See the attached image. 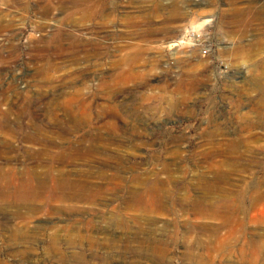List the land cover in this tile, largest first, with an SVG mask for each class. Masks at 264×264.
<instances>
[{
    "label": "rangeland",
    "instance_id": "rangeland-1",
    "mask_svg": "<svg viewBox=\"0 0 264 264\" xmlns=\"http://www.w3.org/2000/svg\"><path fill=\"white\" fill-rule=\"evenodd\" d=\"M190 26L206 54L176 44ZM72 114L92 121L70 131ZM36 131L63 148L104 135L101 154L34 158ZM0 152V264H264V0H0ZM27 172L44 188L24 221ZM55 173L100 191L68 198Z\"/></svg>",
    "mask_w": 264,
    "mask_h": 264
},
{
    "label": "bare ground",
    "instance_id": "bare-ground-1",
    "mask_svg": "<svg viewBox=\"0 0 264 264\" xmlns=\"http://www.w3.org/2000/svg\"><path fill=\"white\" fill-rule=\"evenodd\" d=\"M49 19V18H48ZM50 20V19H49ZM49 26V25H48ZM76 28V27H75ZM83 28V27H82ZM66 37V36H65ZM64 43V42H63ZM176 45V44H175ZM89 65V64H88ZM79 77V76H78ZM86 78V77H85ZM84 78V79H85ZM82 82H83V80H81ZM76 82V81H75ZM74 82V83H75ZM67 84V83H66ZM79 84V83H78ZM80 84H81V82H80ZM102 83H100V85H101ZM64 85H65V83H64ZM63 85V86H64ZM68 85V84H67ZM99 85V84H98ZM99 85V87L100 88H98V89H100L101 91H104L103 89H101V87L103 86H100ZM81 86V85H80ZM108 86V85H107ZM51 87H53V86H51ZM103 87H105L106 88V90H108L107 89V87L106 86H103ZM109 87V86H108ZM77 88V87H76ZM75 88V89H76ZM91 88L89 87V90H90ZM62 90V89H61ZM70 90V89H69ZM83 90V89H82ZM68 91V90H67ZM71 91V90H70ZM79 91V90H78ZM85 91V90H84ZM88 91V90H87ZM50 92H52V91H50ZM55 92H56V88H55ZM81 92V91H80ZM89 94V93H88ZM39 95V94H38ZM74 95L76 96V95H78L77 94V92L76 93H74ZM81 95V94H80ZM84 94H82V96H83ZM44 96H46L45 94H44ZM58 96V95H57ZM69 96H70V93H69ZM73 95H71V98H70V103L71 104H78V107L80 108V109H82V110H85V111H87L88 109H87V105H86V103H85V100H82V99H79L78 97H72ZM19 97V96H18ZM48 97V96H47ZM54 97V96H53ZM40 98V97H39ZM46 99V98H45ZM68 101V102H69ZM65 103H67V101L65 102ZM67 104H69V103H67ZM70 104V105H71ZM103 104V103H102ZM65 105V104H64ZM94 105V104H93ZM99 105H101V104H99ZM68 107H69V105H67ZM104 106V105H103ZM71 107V106H70ZM69 107V108H70ZM75 107V106H74ZM108 107V106H107ZM106 107V108H107ZM9 109V108H8ZM13 109V108H12ZM47 109H48V107H47ZM10 110V109H9ZM64 110V109H63ZM71 110V109H70ZM6 111H8V110H6ZM47 111V110H46ZM49 111H50V109H49ZM48 111V112H49ZM68 111V110H67ZM67 111H65L64 113H67ZM9 112V111H8ZM71 112H73V111H71ZM89 112V111H88ZM50 113V112H49ZM104 114V113H103ZM67 115V114H66ZM70 115H71V113H70ZM73 116H69V120H67L66 119V121L70 124H68V126H70L69 128H70V131H77V128L80 126V125H82V124H84V122H85V124L87 123H89V121H92V120H90V119H87V118H77L76 117V114L74 115V114H72ZM80 115H82V114H80ZM85 115V114H84ZM83 115V116H84ZM89 115V114H88ZM105 115V114H104ZM48 116V115H47ZM50 116H52V115H50ZM56 116V115H55ZM55 116H53V118H52V120L53 121H51V122H53V123H55V124H57V117H55ZM58 116V115H57ZM106 116V115H105ZM60 117V116H59ZM66 117V116H65ZM115 118V117H114ZM50 120H51V118H50ZM59 120V119H58ZM61 120H62V122L64 121L63 119H62V117H61ZM60 120V121H61ZM101 120V119H100ZM66 121H65V126H66ZM3 122H5V121H3ZM113 122V121H112ZM12 123V122H11ZM64 123V122H63ZM102 123V122H101ZM45 124V123H44ZM110 124H111V122H110ZM9 125H10V123H9ZM57 125H59V124H57ZM64 125V124H63ZM89 125V124H88ZM113 125V124H112ZM102 126V125H101ZM101 126H99V127H101ZM106 126V125H105ZM7 127V126H6ZM58 127V126H57ZM95 127V126H94ZM115 127V126H114ZM113 127V128H114ZM46 128H47V126H46ZM51 128H53V127H51ZM93 128V127H92ZM106 128H108V127H106ZM106 128H105V130H106ZM4 129H5V127H4ZM7 129H8V127H7ZM50 129V128H49ZM60 129V128H59ZM58 129V130H59ZM80 129V128H79ZM94 129V128H93ZM115 129V128H114ZM33 130H35V129H33ZM51 130V129H50ZM57 130V129H56ZM57 130V131H58ZM61 130V129H60ZM59 130V131H60ZM103 131V128L102 129H100V131ZM43 131V130H42ZM53 131V130H52ZM101 131V132H102ZM11 132V131H10ZM3 133V132H2ZM2 133H1V136H2ZM9 133V132H8ZM46 133H48V132H46ZM53 132H51V134H52ZM55 133V132H54ZM57 133V132H56ZM62 133H63V131H62ZM3 134H5L6 135V137H8L9 135L8 134H6V133H3ZM11 134V133H10ZM14 134V133H13ZM50 134V133H49ZM48 134V135H49ZM50 134V135H51ZM105 134V133H104ZM52 135H54V134H52ZM57 135V134H56ZM4 136V135H3ZM67 136H68V134H67ZM74 136V135H73ZM104 136V135H103ZM103 136L101 135V134H98V135H96L95 137H92V136H86V135H84L81 139H79L78 141H76L77 142V146L76 147H74V144H73V141H67V140H65V143H67L68 144V146H66L65 148H63V144L61 145V146H58L57 145V141H56V139L53 137V138H49V137H46V135L44 136L41 132H39V131H36V132H34L32 135H28L27 136V141H29V142H31L32 144H38V145H40L41 146V148L39 149V151H34L35 153H34V158L36 157H41V156H46L47 157V159H49V161H51V162H56L57 163V160L58 161H60V162H66V161H69V162H73V163H78V162H80V163H85V164H87V165H90V163L95 159V158H97L100 154H101V152L99 151V150H97L96 149V147H93V145L94 144H90V143H88L89 141H99V143L101 142V141H103ZM57 137V136H56ZM14 138V137H13ZM25 138V137H24ZM58 138H60V136L58 137ZM57 138V139H58ZM10 139V138H9ZM64 139V138H63ZM62 139V140H63ZM7 140V139H6ZM5 140V141H6ZM12 140V139H11ZM62 140H60V141H62ZM25 141V140H24ZM59 141V140H58ZM14 142V141H13ZM64 142V141H63ZM5 144V143H4ZM3 144V145H4ZM59 144V143H58ZM27 145V144H26ZM5 146H6V148L8 149V150H10V151H12V145L11 144H9V145H6L5 144ZM33 147V146H32ZM57 149H59V151L57 150ZM5 150V149H4ZM16 150V149H15ZM2 151V150H1ZM57 151H58V155H57ZM1 153V152H0ZM2 153H5V151L3 152L2 151ZM103 155V154H102ZM14 158V157H13ZM20 158H21V156H20ZM43 158V157H42ZM19 159V158H18ZM43 160V159H42ZM41 160V161H42ZM22 161V160H21ZM37 161V160H36ZM96 161V160H95ZM38 162H39V159H38ZM97 163H98V161H96ZM40 163V162H39ZM93 163V162H92ZM95 164V163H94ZM107 165V164H106ZM73 166H75L74 164H73ZM83 166H85V165H83ZM105 166V165H104ZM103 166V167H104ZM98 167V166H97ZM92 168H94V166H92ZM92 170V169H91ZM100 170V169H99ZM52 172H54V170L52 169V168H50V170H49V174H51ZM81 172V171H80ZM83 172V171H82ZM87 172V171H86ZM91 172V171H90ZM104 172V171H103ZM109 172V171H108ZM112 172V171H111ZM155 172H157V171H155ZM57 173V172H56ZM53 174L52 175V178H53V181H54V184H55V189L57 190V186H58V188L59 189H69V190H71L70 192H68V198H78V199H80V198H93L94 196H97L98 194V192L100 191V189L99 188H94V187H91V185H89V184H87L86 182H85V184H82V183H80V181H77V182H71L70 180H67L66 178H64V175H61L62 177H60V178H58L57 179V174ZM93 173V172H92ZM107 173V172H106ZM151 173V172H150ZM27 174H28V172L25 174V176H27ZM83 174H86V173H83ZM91 174V173H90ZM97 174V173H96ZM124 174V173H123ZM11 175H12V177H14L15 175H14V173H11ZM77 175V174H76ZM106 175V174H105ZM145 175V174H144ZM73 176V175H72ZM75 176V175H74ZM93 176V175H92ZM109 176V175H108ZM141 176V175H140ZM163 176H165V175H163ZM173 176V175H172ZM77 177V176H76ZM78 177H80V176H78ZM86 177V176H85ZM97 177H100V178H102L103 179V174L102 173H99L98 174V176ZM148 177H149V175H148ZM174 177V176H173ZM173 177H172V180H173ZM87 178V177H86ZM90 178H91V176H90ZM93 178V177H92ZM100 178H97V179H100ZM108 178V177H107ZM97 179H95V181L97 180ZM121 179V178H120ZM147 179V178H146ZM145 179V180H146ZM23 180V179H22ZM21 180V181H22ZM82 180V179H81ZM93 180V179H92ZM142 180V179H141ZM140 180V181H141ZM171 180V181H172ZM21 181H20V183H18V187H17V189L14 191V198H15V200H18V199H20V200H22V201H24L26 204L25 205H27V206H25V207H27L28 208V211H27V214L24 216L25 218H23L24 219V221H25V219H29V217L30 216H33L34 214H35V212H34V210H37V208H33L32 207V205L30 204V203H32L33 204V202H35L36 200H37V198L39 197V195H40V191L44 188V182H43V180L42 179H40V177H38V176H36L35 174H32V173H30L28 176H27V178L21 183ZM87 181V180H86ZM99 181H101V180H99ZM114 181V180H113ZM122 181V180H121ZM87 182H89V181H87ZM92 182V181H91ZM166 182V181H165ZM173 182V181H172ZM197 182H200V184H201V181H197ZM203 183H204V180L202 181ZM96 183V182H95ZM106 183V182H105ZM219 183V182H218ZM115 184H117V180H116V183ZM221 184V183H220ZM105 185V184H104ZM118 185H120V184H118ZM122 185H123V183H122ZM135 187H136V185H137V183H136V185L135 184H133ZM199 185V184H198ZM111 186V185H110ZM121 186V185H120ZM119 186V187H120ZM117 187V186H116ZM124 187V186H123ZM149 192H152V193H156V194H160L161 193V191H162V187L158 184V183H155V184H151V185H149ZM166 187V186H165ZM167 187H171V186H167ZM223 187V186H222ZM105 188V187H104ZM126 188V187H125ZM137 188H140V187H137ZM103 189V188H102ZM129 189V188H128ZM134 189V188H133ZM168 189V188H167ZM131 190V189H130ZM148 190V189H147ZM220 190V189H219ZM118 191V190H117ZM222 191V190H221ZM115 192V191H114ZM167 192V191H166ZM184 193V192H183ZM218 193V192H217ZM113 194V193H112ZM121 194V193H120ZM145 194H147V193H145ZM208 194V193H207ZM127 195V194H126ZM209 195V194H208ZM217 195V194H216ZM220 196H221V194H219ZM187 196V195H186ZM190 196V195H189ZM212 196V195H211ZM218 196V195H217ZM216 196V197H217ZM143 197H144V193H142V191H138V190H131L130 191V196H129V198H127V201H125V203L126 204H128V205H130V204H132V203H139V202H141L142 200H143ZM159 199V198H158ZM180 199H182V197L180 198ZM186 199V198H185ZM71 200V199H70ZM154 200H156V199H154ZM162 200H164V199H162ZM167 201H168V199H166ZM165 200V201H166ZM204 201V200H203ZM90 202V201H89ZM159 202H162V201H159ZM198 203V202H197ZM169 204V203H168ZM167 204V205H168ZM196 204V203H195ZM204 204V203H203ZM206 204V203H205ZM162 205H164L163 203H162ZM131 206V205H130ZM210 206V205H209ZM125 207V206H124ZM128 207V206H127ZM169 207V206H168ZM162 208H166V207H162ZM161 208V209H162ZM260 209V208H259ZM126 210V209H125ZM151 210V209H150ZM161 211H163V210H161ZM195 212H198V211H195ZM234 212V211H233ZM148 213V212H147ZM20 214V213H19ZM203 214V213H202ZM108 216V215H107ZM111 216H112V214H111ZM20 217H23V215L22 214H20ZM228 217H230V216H228ZM108 219V218H107ZM221 219H223V217H221ZM80 220V219H79ZM120 220V219H119ZM150 220V219H149ZM74 221V220H73ZM78 221V220H77ZM132 221V220H131ZM223 221V220H222ZM75 222V221H74ZM80 222H82V221H80ZM105 222V221H104ZM107 222V221H106ZM105 222V223H106ZM129 222V221H128ZM145 222V221H144ZM73 223V222H72ZM79 223V222H78ZM77 223V224H78ZM86 223H88V222H86ZM107 224V223H106ZM109 224H110V222H109ZM240 224V223H239ZM243 224V223H242ZM79 225V224H78ZM77 225V226H78ZM88 225V224H87ZM75 226V225H74ZM94 226V225H93ZM69 227V226H68ZM234 227V226H233ZM40 228V227H39ZM74 228V227H73ZM73 228H71V229H73ZM77 228V227H76ZM90 228V227H89ZM85 229H87V227L85 228ZM93 229V228H92ZM116 229H118V228H116ZM146 229V228H145ZM145 229H144V231H145ZM75 230V229H74ZM148 230V229H147ZM146 232V231H145ZM122 233V232H121ZM156 233V232H155ZM77 234V233H76ZM80 234V233H79ZM153 234V233H152ZM70 235H71V233H70ZM123 235V234H122ZM93 236V235H92ZM125 236V235H124ZM142 236V235H141ZM147 236V235H146ZM80 237V236H79ZM88 237V236H87ZM90 237V236H89ZM74 238V237H73ZM104 238V237H103ZM109 238V237H108ZM83 239H85V238H83ZM115 239V238H114ZM130 239V238H129ZM134 239V238H133ZM97 240V239H96ZM105 240V239H104ZM132 240V239H131ZM130 240V241H131ZM151 240V239H150ZM150 240H148V241H145L144 242V240L141 242L142 243V245H139V249H138V251L139 252H141L142 254H143V256H145V258L147 257H150V255H152V258H157V259H162V260H165V259H167L166 258V256H165V252H164V250H163V248L160 246V245H157L155 242H151ZM219 240V239H218ZM90 241V240H89ZM128 241V240H127ZM133 241V240H132ZM79 242V241H78ZM100 242V241H99ZM129 242V241H128ZM225 242V241H224ZM82 243V242H81ZM73 244V243H72ZM90 244V243H89ZM95 244H97V243H95ZM99 244V243H98ZM126 244V243H125ZM223 244V243H222ZM107 245V244H106ZM127 245V244H126ZM113 246V245H112ZM133 246V245H132ZM110 247V246H109ZM135 247V246H134ZM98 248V247H97ZM129 249V248H128ZM112 251V250H111ZM147 251L149 252V253H147ZM83 252V251H82ZM126 254V253H125ZM108 255H109V253H108ZM114 255H116V254H114ZM117 256V255H116ZM138 256V255H137ZM143 256H140V257H143ZM106 257H108V256H106ZM107 259V258H106ZM109 259V258H108ZM148 260V259H147ZM152 260V259H151ZM154 262V261H153ZM157 263V262H156ZM78 264H80V263H78ZM137 264H140V262L138 263L137 262ZM142 264V263H141ZM144 264V263H143Z\"/></svg>",
    "mask_w": 264,
    "mask_h": 264
},
{
    "label": "built area",
    "instance_id": "built-area-1",
    "mask_svg": "<svg viewBox=\"0 0 264 264\" xmlns=\"http://www.w3.org/2000/svg\"><path fill=\"white\" fill-rule=\"evenodd\" d=\"M202 35V32L196 27H187L176 44L184 43L187 40L191 46L201 48L203 53L206 54L209 51V45L204 42Z\"/></svg>",
    "mask_w": 264,
    "mask_h": 264
}]
</instances>
